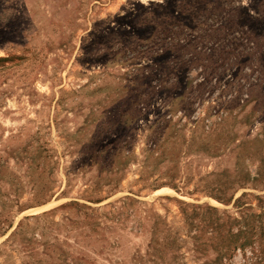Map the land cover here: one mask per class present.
Segmentation results:
<instances>
[{
    "label": "rangeland",
    "instance_id": "obj_1",
    "mask_svg": "<svg viewBox=\"0 0 264 264\" xmlns=\"http://www.w3.org/2000/svg\"><path fill=\"white\" fill-rule=\"evenodd\" d=\"M0 264H264V0H0Z\"/></svg>",
    "mask_w": 264,
    "mask_h": 264
}]
</instances>
